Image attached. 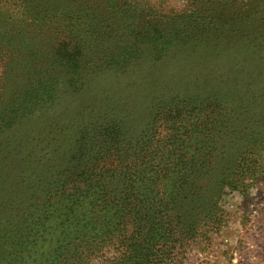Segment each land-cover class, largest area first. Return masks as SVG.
<instances>
[{
  "label": "trees",
  "instance_id": "1",
  "mask_svg": "<svg viewBox=\"0 0 264 264\" xmlns=\"http://www.w3.org/2000/svg\"><path fill=\"white\" fill-rule=\"evenodd\" d=\"M183 1L0 0V264H183L264 177V0Z\"/></svg>",
  "mask_w": 264,
  "mask_h": 264
},
{
  "label": "rangeland",
  "instance_id": "2",
  "mask_svg": "<svg viewBox=\"0 0 264 264\" xmlns=\"http://www.w3.org/2000/svg\"><path fill=\"white\" fill-rule=\"evenodd\" d=\"M147 1L160 4L165 9H181L184 5L183 0ZM177 68L178 63L174 62L155 67V71L146 65L133 68L124 75L125 84H132L126 92L130 90L129 94L137 95L140 102H145L142 95L150 88L144 85L147 80L143 79L151 76V71L157 75L167 70L176 71ZM112 81L106 80L100 86L96 84L91 92L97 87L102 90L104 85H116ZM223 205L227 215L221 223L220 232L210 233L208 240L202 238L203 243L195 240L186 252L183 264H264V177L245 193L231 192L224 196Z\"/></svg>",
  "mask_w": 264,
  "mask_h": 264
}]
</instances>
